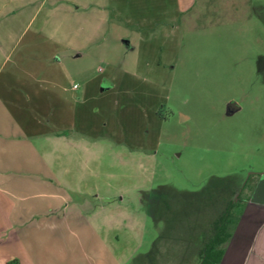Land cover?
Listing matches in <instances>:
<instances>
[{"label":"rangeland","instance_id":"1","mask_svg":"<svg viewBox=\"0 0 264 264\" xmlns=\"http://www.w3.org/2000/svg\"><path fill=\"white\" fill-rule=\"evenodd\" d=\"M182 1L112 0L105 32L77 48L79 58L57 52L50 62L60 45L28 41L39 17L15 23L13 1L0 0L2 75L21 57L45 67L37 76L57 82L50 91L78 86L74 112L54 114L47 128L63 134L71 125L72 143L14 152L16 163L38 155L48 163L46 192L58 197H40L37 215L14 222L42 227L55 264H197L227 201L236 200L235 223L252 207L264 174V0H191L181 13ZM23 30L10 53L11 35ZM19 168L0 172L24 177Z\"/></svg>","mask_w":264,"mask_h":264},{"label":"crops","instance_id":"2","mask_svg":"<svg viewBox=\"0 0 264 264\" xmlns=\"http://www.w3.org/2000/svg\"><path fill=\"white\" fill-rule=\"evenodd\" d=\"M12 1L9 15L15 23L20 17H26L28 18L26 25H29L39 17V26L29 34V42L45 43L48 40L60 45V50L50 58V62H53L57 52H62L63 57L79 58L81 51L85 49L84 46L94 41V35L105 32L109 20L107 8L112 0ZM181 1L179 0L180 3ZM114 2L123 6L131 0H114ZM182 2L184 4L181 6V13L188 12L194 6L191 0ZM24 30L11 35L13 46L10 53L29 29ZM44 30L46 33L43 32ZM78 37L83 40V44H78ZM124 42L129 49L134 48L131 41L124 40ZM9 54L6 56L7 59L10 57ZM20 62H22L21 57L20 59L17 57L5 75H2L5 66L3 63L0 64V167L15 169L17 164L20 171L26 173L24 177L16 178L6 176V171L4 174L0 172V194L3 196L0 197V219H2L0 220V264H7L10 259L15 260V264H55L57 257L47 255L45 242L41 239V233L44 231L42 227L19 224L21 226L16 228L17 223L14 222V218L37 215L38 210L45 206L44 203L42 207L40 200H37L40 197L46 198L48 195L58 197L56 193L46 192L48 163L41 160L39 155L38 159L24 158L16 163L14 152L19 148L30 152L32 149L33 152L40 153L42 143L47 142L48 139L57 140L58 143H72L68 134L72 130L71 125L65 129L68 133L63 134L60 133L61 130H47V128L54 114V117L67 119L74 112L73 103L77 101V95L74 93L78 86L73 83L70 88L59 86L60 89H56L58 91L53 89L50 91L49 88H55L57 82L48 81L46 78L40 79L37 76V73H45V67ZM28 173L33 175L27 176ZM92 196L91 200L100 198L96 193ZM83 197L86 199V196ZM249 204L252 206L249 207L250 211L246 216L244 215L243 220L239 222L238 219L233 226L232 236L224 246L226 250H223L219 264H264V223L259 225L251 216L258 213L257 211L264 213V204L254 203L251 200ZM87 206L89 207L88 202ZM88 207L87 209H90ZM102 210L99 209L100 212ZM91 212L92 215L96 214L95 210ZM10 221L12 222L9 223ZM16 229L19 233L12 235L11 232H16ZM133 260L134 258L129 263ZM148 263L155 264L151 260Z\"/></svg>","mask_w":264,"mask_h":264},{"label":"trees","instance_id":"3","mask_svg":"<svg viewBox=\"0 0 264 264\" xmlns=\"http://www.w3.org/2000/svg\"><path fill=\"white\" fill-rule=\"evenodd\" d=\"M235 201L234 199L227 201L223 211L213 220L210 234L199 250L197 264L220 263L223 247L232 236V229L235 224L233 212V207L236 205Z\"/></svg>","mask_w":264,"mask_h":264},{"label":"water","instance_id":"4","mask_svg":"<svg viewBox=\"0 0 264 264\" xmlns=\"http://www.w3.org/2000/svg\"><path fill=\"white\" fill-rule=\"evenodd\" d=\"M234 109H236V105L230 103L228 105V112L231 113ZM251 201L254 203L264 204V178H262L258 182V184H257V186H256V188H255V190L251 196Z\"/></svg>","mask_w":264,"mask_h":264},{"label":"flooded vegetation","instance_id":"5","mask_svg":"<svg viewBox=\"0 0 264 264\" xmlns=\"http://www.w3.org/2000/svg\"><path fill=\"white\" fill-rule=\"evenodd\" d=\"M262 178H264V174L261 175L259 181H260ZM259 181H257V183H255L253 189L251 190V194H250L248 200H251V196H252V194H253V192H254V190H255V188H256V186H257V184H258ZM235 194H236V193H235ZM234 196H236V197L238 198L239 195L237 194V195H234ZM221 198H222V197H221ZM221 198H220V200H221ZM237 198H236V199H237ZM230 199H233V197L230 198ZM230 199H229V200H230ZM215 210H216V208H215ZM220 212H222V211H220ZM219 214H220V213H219ZM202 246H203V245H202Z\"/></svg>","mask_w":264,"mask_h":264}]
</instances>
